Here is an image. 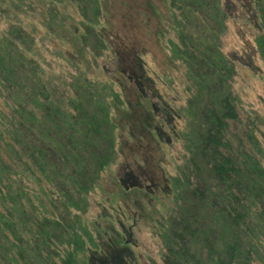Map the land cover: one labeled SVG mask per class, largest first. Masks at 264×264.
I'll return each instance as SVG.
<instances>
[{
    "label": "trees",
    "instance_id": "trees-1",
    "mask_svg": "<svg viewBox=\"0 0 264 264\" xmlns=\"http://www.w3.org/2000/svg\"><path fill=\"white\" fill-rule=\"evenodd\" d=\"M103 1L0 0V264H87L91 248L103 250L82 216L115 159L113 111L124 95L90 72L111 45ZM162 2L158 40L185 66L177 114L189 121L175 136L184 151L170 179L162 264H264L259 128L240 115L234 65L222 46L233 7L250 20L264 59V0ZM33 20L57 39L65 59L59 70L32 49ZM213 224H220L218 239ZM111 249L107 260L120 264V251Z\"/></svg>",
    "mask_w": 264,
    "mask_h": 264
},
{
    "label": "rangeland",
    "instance_id": "rangeland-1",
    "mask_svg": "<svg viewBox=\"0 0 264 264\" xmlns=\"http://www.w3.org/2000/svg\"><path fill=\"white\" fill-rule=\"evenodd\" d=\"M103 7V32L111 45L106 54L91 61L90 72L94 79L112 80L124 95L119 112L113 111L115 159L102 171L99 187L88 193L82 214L89 219L96 240L103 241V250L91 248L87 260L89 264H111L107 259L115 247L120 251V264H162L160 232L172 205L170 179L184 151L182 140L175 136L189 128L186 112L183 117L177 114L186 100L185 66L159 43L162 0H104ZM238 8L241 15L246 13ZM232 11L235 14L226 20L222 46L234 65L231 89L240 115H249L259 128L256 134L264 166V59L254 48L250 20L239 17L233 7ZM33 23L32 49L46 66L59 70L65 59L59 55L57 39ZM203 216L210 220L209 213ZM219 228L220 224L212 226L217 239Z\"/></svg>",
    "mask_w": 264,
    "mask_h": 264
}]
</instances>
